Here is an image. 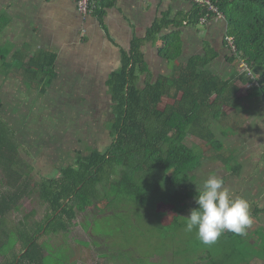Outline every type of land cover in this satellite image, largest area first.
<instances>
[{
    "label": "trees",
    "instance_id": "obj_1",
    "mask_svg": "<svg viewBox=\"0 0 264 264\" xmlns=\"http://www.w3.org/2000/svg\"><path fill=\"white\" fill-rule=\"evenodd\" d=\"M211 1L228 24L226 42L228 38L235 40L237 52L229 62L231 65L239 62L252 73L256 72L255 80L247 71L239 77L245 84L251 83V88L264 100V0ZM96 3L95 14L102 26L104 9L112 5L111 0H96ZM194 7L195 21L207 14L205 9ZM5 21L1 16L0 38ZM162 30L163 25L156 24L146 38L134 39L130 51L122 52L120 69L109 76L106 87L112 99L113 121L109 124L112 143L106 150L94 148L87 154L77 151L73 164L61 167L56 176L34 184L18 169L22 163V143L14 128L0 116V171L4 173L0 178V225L34 195L49 209L44 223L36 225L34 238L29 236L26 227L18 230L19 239L25 240V249L17 264H44L46 253L39 245L41 238L67 234L79 213H85L99 200V187L110 184L113 177L120 178L114 187L113 196L117 199H127L131 205L163 203L171 216L177 218L185 211L188 200L193 199L194 208L197 207L194 197L199 191L194 187L193 172L200 170L211 152L210 147L216 161L229 162L223 159L224 151H220L225 146L218 141L212 127L220 122L218 111L224 113L234 107L232 97L238 93V87L208 70L215 58L191 59L174 65L178 58L172 54L174 48L163 45L159 56L172 68L171 73L159 76L156 81H147L143 87L139 85L142 77L149 75L143 46L150 42L156 45V37ZM14 50L12 43L4 49L0 46V62ZM13 61L16 70L0 71V75L23 80L32 89L39 84L42 94L58 78L57 56L53 53L28 54L24 49L14 55ZM187 138L197 139L205 148L210 146L207 154L196 148L198 145L190 147ZM233 167V176H236L240 166ZM254 212L264 213V209H254ZM226 237L234 240L235 234L226 231Z\"/></svg>",
    "mask_w": 264,
    "mask_h": 264
},
{
    "label": "rangeland",
    "instance_id": "obj_2",
    "mask_svg": "<svg viewBox=\"0 0 264 264\" xmlns=\"http://www.w3.org/2000/svg\"><path fill=\"white\" fill-rule=\"evenodd\" d=\"M163 45L167 44L163 42L160 48ZM59 67L56 63L59 78L44 94L38 90L39 84L32 89L23 80H6L0 75V116L17 133L22 143V163L18 169L34 184L56 176L61 167L73 164L77 151L84 154L94 148L104 151L112 143L109 134L112 99L106 87L109 74L94 72L86 50L72 60L62 56ZM161 69L162 72L153 66L154 76H143L139 85L143 87L147 81H155L160 72L171 73L168 67ZM244 72L242 69L241 74ZM212 130L219 136V123ZM186 142L193 148L198 145L196 148L205 154L209 151L210 146L199 145L195 138H187ZM210 151H213L211 147ZM211 152L200 170L193 172L197 191L208 177L203 174L208 166L209 171L224 172L220 163L216 167L215 154ZM222 156L224 160L230 159L225 153ZM3 177L0 171V178ZM119 179L113 177L110 184L99 187V200L85 213H79L67 234L41 238L39 245L46 253L45 264H70L71 259L85 263L90 258L103 259L101 264H264V213L254 212L251 205L252 224L243 237L235 234L234 240H228L224 232L214 244L205 245L197 239L195 230L185 231L183 217L194 208L193 199L188 200L185 211L175 218L163 203L131 205L127 199H117L113 194ZM228 186L238 196L234 186ZM48 212V206L37 195L32 200L26 199L20 210L0 225V256L7 254L6 261H11L20 242L25 246V240L19 239L16 230L27 225L29 236L34 238L36 225L44 223Z\"/></svg>",
    "mask_w": 264,
    "mask_h": 264
},
{
    "label": "crops",
    "instance_id": "obj_3",
    "mask_svg": "<svg viewBox=\"0 0 264 264\" xmlns=\"http://www.w3.org/2000/svg\"><path fill=\"white\" fill-rule=\"evenodd\" d=\"M111 4L104 9L101 26L96 14L82 15L72 0H0V17L6 20L0 46L4 49L17 43L13 54L0 62V71L16 70L13 57L24 49L28 54L38 51L55 54L59 69L62 56L72 60L86 50L94 72H107L110 76L120 69L122 52L130 51L134 39H144L156 24L163 25L156 45L146 43L142 49L149 67L147 78L154 76L153 66H158L161 72L163 66L172 69L159 56L163 42L172 45V54L178 56L174 65L191 59L215 58L208 70L224 81H233L238 93L232 97L233 108H227L224 113L218 111L220 129L225 127V130L221 129L216 137L225 146L229 162L216 161V167L220 163L224 172L209 171L208 166L203 174L219 177L225 173L220 177L225 187L231 190L228 185H233L234 193L247 199L254 209H264V100L251 88V83L245 84L239 77L244 66L229 62L232 53L226 42V21L214 17L208 24L199 25L193 16L194 5L184 0H111ZM161 72L157 78L164 75ZM234 164L240 166L236 176H233ZM24 249L20 242L17 254L11 255L12 260L6 261L8 257L4 254L0 256V264H17ZM102 260L90 258L84 263L71 259L70 264H101Z\"/></svg>",
    "mask_w": 264,
    "mask_h": 264
},
{
    "label": "clouds",
    "instance_id": "obj_4",
    "mask_svg": "<svg viewBox=\"0 0 264 264\" xmlns=\"http://www.w3.org/2000/svg\"><path fill=\"white\" fill-rule=\"evenodd\" d=\"M194 201L197 207L183 217L185 231L195 230L197 239L205 245L214 244L226 231L244 236L252 224L248 200L234 196L217 175L210 174L202 182Z\"/></svg>",
    "mask_w": 264,
    "mask_h": 264
},
{
    "label": "built area",
    "instance_id": "obj_5",
    "mask_svg": "<svg viewBox=\"0 0 264 264\" xmlns=\"http://www.w3.org/2000/svg\"><path fill=\"white\" fill-rule=\"evenodd\" d=\"M77 7V10L82 15H91L95 14L96 10L98 9V4L96 3V0H72ZM189 3H191L194 6H197L198 9H205L207 11V14L204 17H200L198 20L199 25H206L209 23V20H211L214 17L217 18H225L223 13L219 10V8L212 3L211 0H184ZM227 42L229 44V48L231 50L232 54H236L237 47L235 45V40L232 38H228ZM247 73L249 74L250 78L252 80H255V78L252 75V72L248 70L245 66L243 68Z\"/></svg>",
    "mask_w": 264,
    "mask_h": 264
}]
</instances>
